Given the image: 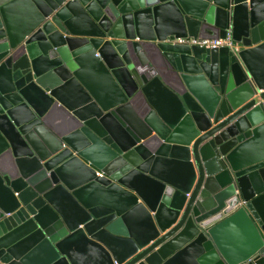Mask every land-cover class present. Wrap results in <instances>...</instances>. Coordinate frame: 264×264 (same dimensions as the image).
Returning <instances> with one entry per match:
<instances>
[{"label": "water", "instance_id": "obj_1", "mask_svg": "<svg viewBox=\"0 0 264 264\" xmlns=\"http://www.w3.org/2000/svg\"><path fill=\"white\" fill-rule=\"evenodd\" d=\"M0 264H264V0H0Z\"/></svg>", "mask_w": 264, "mask_h": 264}, {"label": "built area", "instance_id": "obj_2", "mask_svg": "<svg viewBox=\"0 0 264 264\" xmlns=\"http://www.w3.org/2000/svg\"><path fill=\"white\" fill-rule=\"evenodd\" d=\"M190 43L194 45H199L201 47H205L207 49H218V48H224V47L231 48L233 46V41L230 36H228L226 39H218V40L192 39Z\"/></svg>", "mask_w": 264, "mask_h": 264}, {"label": "crops", "instance_id": "obj_3", "mask_svg": "<svg viewBox=\"0 0 264 264\" xmlns=\"http://www.w3.org/2000/svg\"><path fill=\"white\" fill-rule=\"evenodd\" d=\"M159 102H160L161 106H163V108L165 109V112L167 114H175L174 112L176 111V109L170 100L161 96L159 98Z\"/></svg>", "mask_w": 264, "mask_h": 264}]
</instances>
